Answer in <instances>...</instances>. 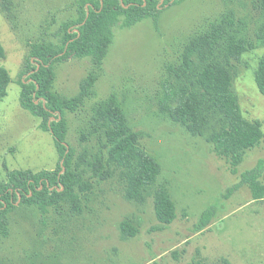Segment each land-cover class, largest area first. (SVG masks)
<instances>
[{
    "label": "rangeland",
    "instance_id": "374dc122",
    "mask_svg": "<svg viewBox=\"0 0 264 264\" xmlns=\"http://www.w3.org/2000/svg\"><path fill=\"white\" fill-rule=\"evenodd\" d=\"M227 11L260 37L259 47L241 57L234 89L244 115L259 120L264 132V95L255 79L264 53V0H184L167 6L157 23L146 18L119 25L102 68L91 58L74 56L55 64L54 90L67 99L80 93L91 72L98 76L94 93L77 111H66L67 140L89 186L78 188L76 203L64 201L46 212L19 206L10 215L8 236L0 235V264H264V198L253 199L247 184L235 187L241 174L264 158V141L244 154L233 173L205 136L167 117L157 98L166 64L177 61L205 20ZM76 17L77 0H0V67L11 76L8 95L0 100V180L11 169L52 170L60 161L53 134L21 106L20 80L31 46L57 42L63 24ZM113 93L162 166L158 184L170 187L177 216L164 229L153 230L161 225L154 204L158 184L145 199L132 200L117 165L102 169L105 178L95 172V165L106 161L100 132L94 130L95 108ZM209 208L214 210L210 224L196 231ZM125 220L138 228L135 237L124 235Z\"/></svg>",
    "mask_w": 264,
    "mask_h": 264
},
{
    "label": "trees",
    "instance_id": "16d2710c",
    "mask_svg": "<svg viewBox=\"0 0 264 264\" xmlns=\"http://www.w3.org/2000/svg\"><path fill=\"white\" fill-rule=\"evenodd\" d=\"M184 0H77V17L63 24L57 42L43 41L31 46L25 62L21 106L41 118L40 127L50 131L60 161L55 169H11L7 179L0 180V235L10 231V215L19 206H36L46 212L64 201L76 203L78 188L89 184L75 163L76 149L68 142L66 111H77L94 93L97 74L91 72L73 98H64L54 90L55 64L74 56L91 58L102 68L114 42L115 28L130 27L146 18L158 22L163 10ZM206 23V24H205ZM205 24V25H204ZM186 42L177 61L166 64L167 72L160 80L158 104L163 113L183 124L195 135L205 136L216 155L227 158L233 173L244 160V154L264 141L262 123L250 120L244 113L240 97L234 89L238 63L244 53L260 45L244 20L236 21L234 11H227L214 20H205ZM4 50L0 44V57ZM255 79L264 95V53L258 61ZM9 70L0 67V100L8 95ZM95 132H100L106 148V161L95 165L96 174L117 165L125 180L126 196L143 200L158 184L162 166L141 142L129 125L124 108L116 94L109 95L95 108ZM104 169V171H102ZM264 158L241 174L236 188L247 184L253 199L264 198ZM155 190V212L161 230L176 219V203L170 187L158 184ZM214 210L203 211L196 231L210 224ZM124 235L135 237L138 228L132 220L121 224Z\"/></svg>",
    "mask_w": 264,
    "mask_h": 264
}]
</instances>
